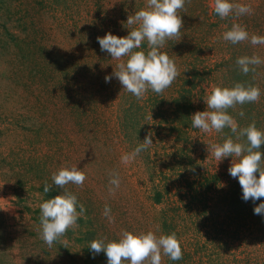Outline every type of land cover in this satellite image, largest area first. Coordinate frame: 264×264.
<instances>
[{"label":"rangeland","instance_id":"rangeland-1","mask_svg":"<svg viewBox=\"0 0 264 264\" xmlns=\"http://www.w3.org/2000/svg\"><path fill=\"white\" fill-rule=\"evenodd\" d=\"M245 1L250 3V9L264 3V0ZM245 1L229 0L241 5ZM190 3L193 7L199 6L195 0L188 1L186 6ZM204 3L210 10L213 8V0H204ZM144 8L146 0H62L59 4L55 0H3L0 8V113H8L9 107L12 112L29 101L34 103L36 111L42 109L49 113L44 120L35 114L36 120L28 128L22 126L23 122L5 128L0 125V264H107L105 253L95 254L88 249L92 240H118L122 231L136 235L152 231L157 237L167 235L162 228L165 213L174 219L175 229L170 233H175L182 253L187 252L191 264H264V237L260 230L257 227L244 229L237 218L238 211L236 218L226 220L228 212H224L223 203L217 200V192L206 193L205 211L202 202H198L199 194L198 200L192 199L191 188L195 184H189L194 179L189 175L184 179L180 177L181 173L194 170L206 177L216 176L220 191L230 189L229 185L238 181L228 172L232 157L218 162L208 151L211 144L221 143V136L215 130L205 133L193 128L191 121L182 119L171 122L174 119L171 101L180 95L178 78L161 93L165 102L162 109L171 116L166 115L169 122L165 123V130L155 138L152 135L153 145L133 161L121 162V157L133 152L147 134L143 133L141 142L136 137L130 140L124 136L119 124L120 106L125 101H137L139 105L148 101L138 100L123 90L114 76L110 82L102 83L99 74L112 75L120 62L107 52H99L102 59L95 60L92 69L87 64L90 60L83 62L78 56L86 51V44L93 48L97 43L99 49L97 37H104L106 33L126 37L135 27L126 24L128 16ZM201 16L202 12H195L192 18L208 25V18L205 16L203 21ZM238 19L233 17L231 26L243 25L247 31L245 21ZM229 29L228 24L220 22L205 37L208 50L201 57L200 70L210 72V78L201 83L202 92L195 93L188 104L192 115L208 110L204 100L213 87L222 83L225 70L220 69V65L230 58L223 33ZM11 38L14 40L4 48ZM186 39L192 42L189 37ZM32 47L38 54L30 56V63L43 73L36 77L35 87L27 79L25 70L18 68ZM160 52L164 53L162 49ZM47 54L56 56V61L48 62ZM93 54L95 56V52ZM61 60L65 63L60 66ZM58 61L59 66H56ZM179 64H175L178 71L185 67L184 63ZM65 71H68L66 76ZM71 75L79 79L83 93L97 94L96 100L93 97V101H82L79 95L72 100L65 88L58 96L55 86L59 82L68 85V80L63 78ZM34 88H41L43 93L38 94L39 90L34 91ZM149 94L156 95L149 89L142 100ZM100 102L107 104L111 111L108 119L98 126L92 114L84 117L83 109L85 105L87 111L91 107L98 108L102 105H98ZM76 103L80 110L75 111ZM182 127L185 132L180 131ZM147 129L153 130V127ZM72 167L86 175L83 186L71 183L64 189L55 186L52 173ZM114 178L120 181L118 188L110 183ZM46 183L56 187L59 194L71 192L77 197L78 206L82 204L86 209L84 216L77 220L79 226L69 229L61 238L63 243L54 242L51 248L38 234V205L54 198L49 196L51 189L48 193L42 191ZM158 193L162 195L161 203L155 200ZM188 200L193 202L186 209L184 203ZM106 205L111 209L114 222H109L104 215ZM161 264L172 262L162 254Z\"/></svg>","mask_w":264,"mask_h":264},{"label":"clouds","instance_id":"clouds-1","mask_svg":"<svg viewBox=\"0 0 264 264\" xmlns=\"http://www.w3.org/2000/svg\"><path fill=\"white\" fill-rule=\"evenodd\" d=\"M185 0H146V8L129 15L126 24L134 26L126 37H118L112 33H106L104 37H97L102 52H107L112 59L120 61L112 75L105 76V82H110L112 77L118 79L123 90L134 95L138 100L142 99L150 89L156 94H161L170 87L179 75L175 62L167 53H161L166 40L177 38L183 27V21L178 10L184 7ZM213 10L221 18L225 19L232 14L240 16L250 13L251 9L246 5L233 4L229 0H213ZM223 39L232 44H237L249 39L248 32L239 24H233L231 29L223 33ZM144 41H147L148 51H134L139 49ZM251 43L264 44V37L253 35ZM127 57V60H123ZM262 61L259 57H240L236 63L246 75L253 65H259ZM260 89L255 86L245 87L236 83L233 87H213L204 102L206 111L196 112L191 116L192 127L202 132L210 133L213 130L220 133L229 128L236 139L246 138L244 143L234 142L229 137L221 143L208 146L211 156L220 162L224 158L232 157L228 172L231 177L238 178L242 188V199L255 203L264 198V153L260 151L264 145V132L258 130L255 123L245 128H238L233 117L227 112L237 104L254 103L260 99ZM244 115L243 112L240 113ZM152 119V116H151ZM152 133L149 132L144 141L133 152L121 157V162L128 164L142 151L153 145ZM259 174L257 178L256 174ZM53 184L64 189L69 183L82 187L86 175L77 167L61 168L52 173ZM116 188L119 187L118 178L110 180ZM51 185L44 186V193L50 191ZM77 197L71 192H63L54 198L43 200L39 203L40 226L38 234L41 240L51 248L54 242L60 241L69 229H75L79 225L77 220L84 216L86 209L80 204L77 211ZM111 209L106 205L104 215L109 222H114L110 216ZM254 214L264 216V202L254 207ZM88 249L99 254H106L107 264H161L162 254L171 260L183 258L180 242L175 233L160 235L157 237L152 231L146 234H133L122 231L120 238L114 241L94 239L89 243ZM94 258V257H93Z\"/></svg>","mask_w":264,"mask_h":264},{"label":"trees","instance_id":"trees-1","mask_svg":"<svg viewBox=\"0 0 264 264\" xmlns=\"http://www.w3.org/2000/svg\"><path fill=\"white\" fill-rule=\"evenodd\" d=\"M46 0H43L45 2ZM56 3H61L62 0H55ZM190 0H185V6ZM245 1V0H244ZM196 4L199 3L198 7H193L190 3L189 6L183 7L182 9L178 10L179 16H181V19L183 21V27L181 29L180 35L177 38L168 39L165 42V45L162 49L164 53H167L169 58L172 59L175 64L180 65L181 63L185 64L184 69L182 68L179 72V75L177 78L179 79V84L181 87H179L180 95L178 94L177 97H174L172 99V114L174 116V119L171 121L174 123V121H178L182 119L185 121H191L192 116V110L190 111V107L188 104L190 102L191 104V98L195 95V93L201 91L202 88L201 83L206 82L207 78H210V72H204L200 70L201 67V57L205 53L206 50H208V45L206 44L205 37L208 36L209 31L214 28L218 27L219 23L222 22L223 24H228L231 29V22L230 20L233 17L239 18V20L245 21V27L247 31H249L251 34L249 35V39L243 42H239L237 44H232L229 41L224 42L225 48L228 50V53L230 55V58L228 60H224L221 65L220 69H224L225 73L223 76V79L221 80L222 83L219 84L218 87L224 88L233 87L236 83H241L245 87L248 86H255L260 89L261 95L260 99L257 102L254 103H246L244 105L237 104L235 107L230 108L227 110L228 114L233 117L234 121L238 125V128H245L249 124L255 123V126L258 130L264 132V47L263 44H256L253 45L251 43V37L253 35L264 37V3L258 4L255 7L251 8L250 13H246L240 16H236L235 14L230 15L229 17L225 19H221L208 5L204 3V0H195ZM203 2V3H202ZM261 2V0H260ZM249 2H244V5L249 7ZM3 0L1 1L0 8H2ZM262 11V12H261ZM195 12H202V20L204 21V18L207 19L208 25H204L205 23H200V21H196L192 18V15ZM261 13V14H260ZM206 16V17H205ZM191 20L193 23H188V21ZM241 27L243 25H240ZM229 29V30H230ZM186 37H189L192 42L186 39ZM14 39L11 38L10 40H7L8 44H4V48H8L9 43L12 42ZM17 46V44L15 43ZM85 52L80 53L78 56V60H82L83 62L86 60H90L87 62V64L92 69L93 66H95V60L98 61V59H102L101 49H98V44L94 43L93 48L89 45H85ZM21 50V48H19ZM144 51L147 53L148 46L147 41H144L139 49H134V51ZM95 56H94V52ZM30 53L27 56V59L23 62H21V65H18L19 70H25V74L28 75L29 80H31L32 87H35L36 82H38L36 77L43 76V73H41V70H37V65L33 67V65L30 63L32 62L30 60V56H34L33 53L38 54V52L32 47V49L29 51ZM99 54V55H98ZM48 62L54 63L56 60V56H51L50 54H47ZM259 57L262 61L259 65H253L250 66V68L254 70H250L248 74H244L239 66L237 65L236 61L240 57ZM53 57V58H52ZM60 63V66L63 64V60ZM70 63L69 61H67ZM65 63V62H64ZM76 64V63H71ZM59 66V61L57 62V65ZM47 67V65H46ZM69 70V68L67 67ZM88 71L89 69L86 68ZM215 70V69H213ZM44 72V71H43ZM68 71H65L64 75L66 76V73ZM106 73L99 74V78L102 81V83L105 80ZM55 78V77H54ZM42 79V78H41ZM63 79L68 80V85H60L61 82H59L55 87V92L58 93V96H60L64 91H68L70 96L74 98V96L79 95L81 96L82 101H93L91 98L94 97L96 100L97 94L90 93H83L82 87H79V79H77L76 75H71L69 77H65ZM54 82V79H50ZM62 80V79H61ZM16 83L20 86L22 84L19 81H16ZM62 84V83H61ZM26 86H29L26 84ZM60 86V87H59ZM59 87V89H58ZM35 90H39L38 94H42L43 90L41 88H34ZM87 90V89H85ZM84 90V91H85ZM12 91V90H11ZM33 91V92H34ZM65 92V93H66ZM50 97V95H49ZM162 95L156 94L155 96H152L151 94L148 95V97L144 100L141 99V101H148L146 103H143V105H139L137 101H125L120 106V114L119 116V124L122 128V131H124V136L129 138L130 140L134 137L137 138V141L141 142L143 138V133L145 132L148 134L151 132L154 136V138L158 135H160L161 131L165 130V123H168V119L166 115H168L167 111H163L162 107L165 105V102H162ZM134 100L136 98L133 97ZM73 100V99H72ZM70 100V101H72ZM38 103L40 105L41 101L38 100ZM102 104V105H99ZM151 104V105H150ZM98 108L91 107L90 111H87V105H85L84 113L85 118H89L91 114L93 115L92 118L96 119L93 122L96 125H101L102 122H105L108 119L107 115H110L111 108L107 107V104H103L102 102L98 103ZM34 103L28 102V103H22L21 107L15 108L12 112H9L10 107L7 109V112L9 113H0V125L7 127L8 125H15L20 124V122H23L22 126H25V128H28V126H32L31 123L35 122L36 115L37 118L44 120L48 117L49 112L42 111V109L35 110L34 109ZM69 106V105H68ZM80 105H77L76 103V110L78 109ZM193 109V108H192ZM243 112L244 115L241 116L240 113ZM112 114V113H111ZM152 116V119H151ZM170 116V115H168ZM171 117V116H170ZM90 118V119H92ZM89 119V120H90ZM151 119L152 121H150ZM40 122H44L41 121ZM152 122V125L150 123ZM170 122V123H171ZM192 122V121H191ZM153 127V130H148L147 128ZM174 130V129H173ZM181 132H185L184 128L182 127ZM218 136H221V144L224 142L225 139L231 137L234 142H240L244 143L246 141V138L241 137L240 140L236 139V135L231 132L229 128L223 129L222 132L218 133ZM144 140V138H143ZM260 151L264 153V145L261 146ZM191 177V179H194L193 182H191L189 185H194L191 188V196L193 200L197 199V195H200V201L202 202L204 210L206 211V193L208 191H214L218 193V199L221 203L224 205V212H228L226 215V220L232 221L233 218H236V211H238L237 218H239V221L241 222L243 228L244 227H257L258 230H260V233L264 237V216L256 215L254 214V207L257 206L259 203L264 202V198H261L260 200H257L255 203L253 201L249 200L245 202L242 199V188L239 184V181L234 182L233 184H230V189L228 190L224 189L223 191L219 190V181L217 180L216 176L206 177L201 175L197 170L190 171L188 173H181L180 177L182 179ZM257 178H259V174L257 173ZM189 179H187L188 182ZM168 187V186H167ZM166 187V188H167ZM44 188H42L43 191ZM51 192H49V196L55 197L58 195V191L56 187H51ZM53 189V190H52ZM221 192V193H220ZM156 202L161 203L162 202V195L160 193L155 195ZM198 200V199H197ZM193 201H187L185 202L184 207L190 208ZM174 219L169 218L166 213L162 216V228L164 231H166L167 235H170L171 231L175 229L174 226ZM245 229V228H244ZM187 252L183 253V258L180 260H171L172 264H188L190 263V260L188 259ZM192 263V262H191ZM190 263V264H191Z\"/></svg>","mask_w":264,"mask_h":264}]
</instances>
